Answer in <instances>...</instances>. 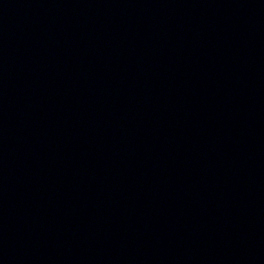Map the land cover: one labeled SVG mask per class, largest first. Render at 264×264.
Returning <instances> with one entry per match:
<instances>
[{
  "label": "water",
  "instance_id": "95a60500",
  "mask_svg": "<svg viewBox=\"0 0 264 264\" xmlns=\"http://www.w3.org/2000/svg\"><path fill=\"white\" fill-rule=\"evenodd\" d=\"M0 264H264V0H0Z\"/></svg>",
  "mask_w": 264,
  "mask_h": 264
}]
</instances>
